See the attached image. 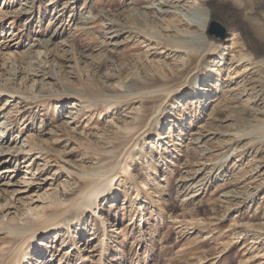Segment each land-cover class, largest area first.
<instances>
[{"label":"rangeland","instance_id":"rangeland-1","mask_svg":"<svg viewBox=\"0 0 264 264\" xmlns=\"http://www.w3.org/2000/svg\"><path fill=\"white\" fill-rule=\"evenodd\" d=\"M206 1L198 87L150 0H0V264H264V0Z\"/></svg>","mask_w":264,"mask_h":264},{"label":"bare ground","instance_id":"bare-ground-1","mask_svg":"<svg viewBox=\"0 0 264 264\" xmlns=\"http://www.w3.org/2000/svg\"><path fill=\"white\" fill-rule=\"evenodd\" d=\"M150 1H151V4L145 7L146 13L148 12L149 14H152L155 18H158V19L167 17V15L171 13H176L182 18L183 21H186L187 23H189L190 27L192 26L196 28L197 31H195V33H186L184 40L187 41L189 44L197 43L195 44L196 46L199 44V49L195 53L202 55L200 58V61L202 64L201 66L202 71H200V73L194 78V85L199 87L201 80L203 78V75L207 74V71H208L207 63L204 61L202 62L203 56L204 54H206L207 52L211 50L209 49L210 47H208V43L206 41V38H207L206 34L209 33L208 25L210 22V14H211L210 8L206 5L207 1L206 0H197V1L190 0L189 2H193L194 6H189V5H186L185 3L182 4V0L180 2L181 4L178 2L179 5L177 6L170 4V2H167V0H150ZM171 9H174V10H171ZM210 37H214V36H210ZM247 58L248 57H243L242 59H240L239 60L240 64L244 63V61L249 60V58L248 59ZM196 196L197 195H195V197Z\"/></svg>","mask_w":264,"mask_h":264},{"label":"water","instance_id":"water-1","mask_svg":"<svg viewBox=\"0 0 264 264\" xmlns=\"http://www.w3.org/2000/svg\"><path fill=\"white\" fill-rule=\"evenodd\" d=\"M209 34L210 36H214L218 39H222L225 34V30L220 25H218L216 22H214L209 27Z\"/></svg>","mask_w":264,"mask_h":264}]
</instances>
